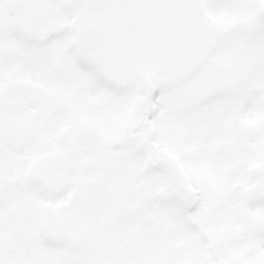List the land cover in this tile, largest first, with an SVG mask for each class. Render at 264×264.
<instances>
[{
  "label": "flooded vegetation",
  "instance_id": "flooded-vegetation-1",
  "mask_svg": "<svg viewBox=\"0 0 264 264\" xmlns=\"http://www.w3.org/2000/svg\"><path fill=\"white\" fill-rule=\"evenodd\" d=\"M39 1L37 0L38 7L43 5ZM152 1L154 4H151ZM86 2L87 0H83L82 5H76L74 18L78 22L76 41H72L75 37L74 31L68 29L66 44L69 48L61 45L58 50L62 51L61 53L54 47L51 49L49 44L54 37H64L62 31L30 42L21 30L15 29L13 35L17 40L10 44L5 42L9 45L7 49H13L14 52L9 54V51L0 60L14 55L22 64L35 61L38 66L32 73L23 72V66L12 72V77L21 76V79L15 82L19 91L15 87L12 89L18 94L22 89L21 100L14 101L8 97V91L13 86L12 82L7 81L0 85V158L5 156L10 162L7 165L5 161H0V174H5L1 177L2 187L29 188L35 192L41 186L44 191L54 193L55 189L50 179L38 173L41 162L44 164L43 170L50 173V169L55 167L57 161L66 160L68 171H74V175L79 177L78 180L85 184L89 183L88 172H91L90 176H95V180L91 183H94L96 188L86 190L84 196L69 197L61 204L47 207L46 210L39 208L37 215L41 222L45 221L47 215L58 219L53 223L56 229L52 232L46 229L42 240L54 248L67 247L70 251L80 252L82 260H76L77 264H112L111 261L115 257L118 258L115 250L121 239L126 236L132 237L135 228L144 229L148 235L147 227L151 222H154L165 239L167 234L174 232L176 236H181V240H185L189 238V233L187 234L186 230L184 232V229L193 230L194 237L204 242L202 250L207 264H217L215 257L219 247L228 251L229 264H244L242 257L255 255L258 258L253 264L264 263L262 260L264 230H261L264 227V16L261 14V9L258 16L255 11L245 17L242 16V11L239 12L240 18L234 20L227 31L228 34L222 36L219 28L216 30L217 34L212 33L218 25L216 22L212 23L210 19L200 20L196 14L190 13V8L182 0L175 2L173 0H163V2L162 0H109L107 7L100 12L88 11ZM26 3L31 2L26 1ZM261 3L262 8L264 1L259 4ZM168 4L175 5V8L170 11L165 10ZM196 5L205 15L204 4L197 0ZM9 6L15 11L19 7L16 3H11ZM104 11H111L119 20H123L127 37L135 43L142 42V31L149 28L161 49H158L156 54L159 52L175 54L182 42L193 41L200 44L203 55L210 62L208 67L203 66V63L200 65L195 63L192 67L186 65L175 68L183 70L186 76L170 84L174 92L173 96L177 99L174 108L176 114L173 116L178 117V125L180 124L179 127L172 128L171 132L176 134V142H181L182 148L186 146L184 140L188 138H193L194 141L196 138L199 141L204 139L205 152L192 153L191 156L194 161H200L203 167L214 169L217 175L209 172L197 174L200 184L195 185L179 156L176 157L177 155L164 147V143L168 142L169 130L165 120L169 115L161 116L159 119L161 125L157 127H153L151 119L156 116L157 98L163 91L167 92V89L145 78L144 103L137 108L134 95H131L130 99L119 98L121 94L112 86L110 79L103 76L108 85L98 79L96 77L98 70L93 67L92 74L97 83L87 84L90 87L100 86L105 92L104 101L86 103L88 119L85 122L92 126L104 125L103 128L101 130L94 128L99 132L97 133L86 126L76 124V128L70 130L72 133L69 135L68 147L56 152L48 150L49 140L54 139L53 128L50 127L59 124L57 116H55L57 119L53 121L51 119V105L60 106L56 100L59 93L54 89L55 82L59 79L55 67L59 64L65 65L63 59L64 55L67 59L65 53L68 50L69 58H72L79 68L89 70L90 67L80 63L76 56L78 55L75 51L76 47L80 52H91L82 49L78 34L89 25L103 28L99 23L82 19L86 15H95ZM175 11V18L173 16L168 18L169 15L166 14ZM41 15L43 13H36L38 18L36 24L47 20V17ZM26 17L28 18V14ZM14 18L17 20V16ZM131 18L137 22L134 30L129 27ZM143 23H145L144 27ZM223 38L225 41H222ZM103 41L104 37L101 36V43L94 50H97ZM174 42L176 45L172 48ZM204 42H207V45ZM26 43L34 45L31 51L24 50ZM240 43H254L258 46L261 56L260 60L257 56L256 60L254 59L255 67L245 61L241 55H234L232 48ZM117 48L118 46L114 49L115 53L123 59V54ZM238 63H244L245 66H216ZM200 70L208 77L207 82H203L202 86L197 82L201 80L197 76ZM40 71L45 72L46 76V80L41 85L35 83ZM76 72L79 73V79L83 80L80 71L76 69ZM34 75L36 76L32 79ZM192 77L195 84L188 82ZM2 81L0 77V83ZM112 102L115 103V109L112 112L108 111L103 120V105L108 107L105 104ZM31 103L36 105V109L22 114V110L28 109ZM10 109L12 112L9 114ZM164 110L166 114L168 109L164 108ZM14 112H20L22 115L13 114ZM119 119L123 121L122 124L119 123ZM194 122L197 123V127ZM192 123V127H187ZM77 126L82 128L79 129ZM157 136L160 137V143L154 142ZM98 149L101 151L99 157L93 160L87 157L90 152L96 155L95 150ZM117 151L121 152L117 154ZM76 154L79 155L75 156ZM82 155L85 158H82ZM180 156L184 157V153L181 152ZM78 161L88 168L80 172L78 166L74 165L79 163ZM228 195L235 202L232 209L239 215L240 224L249 226L245 229L249 236L239 241L251 240L254 237H259L261 241L251 248H247L248 245L244 244L239 249V253L231 252V247L236 248L232 245L236 240L229 242L226 239L223 244L217 243L219 237L222 234L225 236L230 230L231 224L230 220H224L223 212L218 211V213L217 208L213 207L215 204L220 206L226 202ZM208 201L211 205L206 209ZM158 203L161 210L155 209V204ZM253 208L259 211L252 210ZM151 210L159 211L153 221H149L145 216ZM171 211H174L177 220L174 227L169 223ZM206 211L210 213L209 216ZM214 212L218 215L214 216ZM140 215L142 216L139 217ZM213 217L219 221V225L214 227L211 219ZM75 218L80 226L78 229L73 226ZM137 218L143 219L144 222L128 226L135 219L138 220ZM169 227H171L170 231H168ZM221 229L224 231H219L220 236L213 233L214 230ZM78 230L79 232H76ZM259 230L261 232H258ZM77 234L80 240L78 244L74 238ZM186 234L187 237L184 236ZM230 235L231 231H228L227 237ZM107 241L116 244H111V251L106 249ZM256 245H259V248H252ZM168 249L169 245L165 241L156 250L159 254H165L164 264H172L176 259L191 260L190 264L196 261L195 253L190 259L184 258L179 253L172 258ZM149 250L150 247L139 248L138 251L145 253ZM126 253L127 259L129 254ZM135 253L137 257L138 253L136 251ZM238 255L241 257L238 258Z\"/></svg>",
  "mask_w": 264,
  "mask_h": 264
},
{
  "label": "rangeland",
  "instance_id": "rangeland-1",
  "mask_svg": "<svg viewBox=\"0 0 264 264\" xmlns=\"http://www.w3.org/2000/svg\"><path fill=\"white\" fill-rule=\"evenodd\" d=\"M26 1H30L31 3L27 4ZM173 1L175 2L176 0ZM182 1L188 8H190V13L192 12L193 14H196L200 20L210 19L212 23L216 22L218 24L215 26L212 33L217 34L216 30L219 28L221 35L226 36L228 34L227 31L234 20L240 18V16H238L239 12L242 11V16L245 17L250 16L251 12L253 13L255 11L256 16H258L262 5V3H259L264 0H200L205 6V15L202 14L201 9H198L196 5L197 0ZM39 2L43 5L38 7L37 0H0V59L6 56L9 51V54L14 52L13 49H7L9 45H6L5 42L10 44L12 41L15 42L17 40L13 35L15 29L21 30L30 42L55 32L57 33L62 31L65 36L62 38L54 37L51 44H49L51 49L54 47V49L60 53L62 51L58 50L61 45L65 46V48L67 47L68 29L71 28L74 31L75 37L72 38V41H76L78 22L74 20L76 16L75 10L77 9L74 0H40ZM11 3L18 4L19 7L16 11L10 9L9 5ZM25 4H27V7ZM174 8L175 5L168 4V6L165 7V10L170 11ZM36 13H43L41 17H47V20L36 24L38 19L36 18ZM27 14L28 18L26 17ZM14 16H17V20ZM84 19L102 25L104 41L103 44L97 48V50L89 53L80 52L77 47L75 48L78 55L76 53L75 54L78 57L79 62L87 67H90L89 70H85V68L82 67L79 68L77 63L75 64L72 58H69L68 50L65 53L68 56L67 59L65 55L63 59L65 65L59 64V66L55 67L58 71L57 74L59 79L58 82H55L54 89L56 93H59L56 96V100L60 106L51 105V119L53 121L56 118L55 116H57L59 118V124L57 126L53 125V127H50L53 128L52 138L54 139L49 140L50 147L48 150H54L56 152L62 151L68 147L70 144L69 135L72 133L70 130L76 128V124L86 126L94 132H97L95 129L101 130V128H103L104 125L101 126L97 124L96 126H92L91 124L85 122L88 119L86 116L88 109L86 103L94 104L104 101L103 94L105 92L101 90L102 88L100 86H93V88L87 84L97 83L94 78V74H92L94 72L92 69L93 67L98 70L96 75L98 79L104 81L105 83L107 82L103 79V76L110 79L112 86L116 87L121 94L119 95V98L130 99L131 95H134L135 105L137 108H140L144 103L143 80L145 78H149L155 85L160 86L163 89H167V92L163 91L157 98L155 106L156 116L151 119L153 127H157L161 125L159 120L160 117L163 115H169L165 120L169 132L167 134L168 142L164 143V147L169 152L177 155L176 157L179 156L182 164L191 174L195 185L200 184V181L196 177L197 174L209 172L217 175V172L214 169L210 167H203L200 161L197 159V161H194L191 156L192 153L201 154L205 152L204 139L199 141L196 138L194 141L193 138H188L187 140H184L186 146L182 148L181 142H176V134L171 132L172 128L179 127L180 124L178 125V117L173 116L176 114L174 108L177 105V99L173 96L174 92L171 90L170 84L178 82L182 77L184 78L186 76L183 70L175 68L180 66L186 67V65L192 67L195 63L199 65L203 63V66L208 67L210 62H208L203 55V49L200 44L193 41L182 42L181 47H178L179 49L176 50L177 53L175 54H170V52H159L156 54L157 50L160 48L154 38V34L150 32L149 28H145L142 31V42L135 43V41H130L127 37L128 33L127 30L124 29L123 20H119V18H117L115 14H112L111 11H104L95 15H86V17L84 16L82 20ZM144 25L145 23H143V27ZM222 41H225V38H223ZM52 44L55 46H52ZM11 45L15 46V44ZM175 45L176 43L174 42L172 44V48L175 47ZM33 46L34 45L32 43H26L24 50L31 51ZM116 46H118L117 49L119 52L123 54V59L119 58V56L115 53L114 49ZM68 48L69 46L67 49ZM232 50L234 55H241L245 61L250 62L254 65V67L256 56L260 60L261 52H259L258 46L254 43H240L234 46ZM63 51H65V49H63ZM19 66H23V72L32 73L37 68L38 64H36L35 61H31L26 65L22 64L14 55H9L6 59L0 60V77L1 80H3L0 85H3L7 81L12 82L11 85L13 86H11L8 91V97H11L14 101L21 100L23 97L22 89H20L19 94L18 92L12 91L13 87L18 90L15 82L21 79V76L19 77V75H16L12 77L11 74L14 70H18ZM216 66L243 67L245 64H217ZM76 69L80 71L83 80L79 79V73L76 72ZM198 72L199 74L197 76L200 77L201 80L197 82H200L199 86H202L203 82H207L208 77L203 75L204 71L200 70ZM44 73L45 72H39V75L35 80L36 84L41 85V83L46 80ZM35 76L36 75H34L32 79H34ZM188 82H194L195 84L193 77L190 78ZM194 84L191 86L192 88L194 87ZM55 94L53 95V98L55 97ZM114 104L115 103L113 102L112 104H105L108 105V107L103 105V120H105V115L108 111L112 112L115 109ZM35 106L36 105L31 103L28 109L22 110L21 113L32 112L36 109ZM164 108L168 109L166 114ZM11 112L12 110L10 109L8 113L10 114ZM21 113L14 112L13 114L22 115ZM122 122L123 121L119 119V123L122 124ZM194 123L195 127H197V123ZM192 126L193 123L189 124L187 127ZM77 128L81 129L82 127L77 126ZM160 141V137L158 136L154 140L156 143H160ZM108 149L110 150V148ZM95 151L96 155L91 154L90 152L87 157L93 160L95 157H99L101 155V151L99 149ZM120 152L121 151H117V154ZM181 152L184 153V157L180 156ZM78 155L79 154H76L75 156ZM82 158L85 157L82 155ZM0 161H5L7 165L10 163L5 156L0 158ZM65 162L67 161H57L55 167L50 169V173L43 170L44 164L42 162L40 163L41 169L38 173L42 174L44 178L50 179V182L55 189L54 193L44 191L41 186L38 187L35 192L29 190L28 187V189L14 186L2 187L1 184L3 183L1 182V177L5 174H0V264H77L76 260H82L81 255L79 254L80 252L78 251H70L67 247L54 248L47 245L42 240L44 231L48 229L49 232H52L53 229H56L54 228L53 223L57 222L58 219L54 218L52 215H47L45 217V221L41 222L40 218L37 216L38 211L40 210L39 208L46 210L47 207L61 204L62 202L68 200L69 197H76L80 195L84 196L86 190L96 188L95 184L91 183L95 180V176L92 177L89 175L91 172H88L89 178L87 176L89 183L85 184L78 180L79 177L74 175V171H68V164ZM89 163H92V161H89ZM74 165L78 166L80 172H83L86 168H88V166L82 165L81 162L77 164L75 163ZM215 185L218 186V184ZM225 200L226 202L222 205L219 206V204H215V207L213 208H217V212L220 211L221 213H224V217L222 215L224 220H230L231 226L228 231H231V235L227 237V231L225 236L224 234L220 236L218 234L219 231L222 232L224 230H214L213 233L220 236L217 243L223 244L226 239L229 242L236 240L232 243V245L236 247H231L232 253H239V249L244 244L248 245L247 248H251L254 244H260L261 241L258 239L259 237H254L251 240L246 239L239 241V239L249 236L245 230L249 226L240 224L239 215L233 212L232 207L235 203L234 200L231 199L229 195ZM208 203L209 201L207 202L206 209H208L211 205V203ZM159 206V203L155 204V209L161 210V207ZM252 210L259 211V209L255 208ZM206 212L209 216L210 213L208 211ZM158 213L159 211L151 210L148 211L145 216L149 219V221H153L157 218ZM170 213L169 223L171 224V227H174L176 226L177 220L175 218L174 211H171ZM218 213L216 214V212H214V216L218 215ZM7 215L8 218H6ZM150 215H154V217H150ZM141 216L142 215L139 217ZM215 218L216 217L211 218L214 222L213 227L215 225H219V221ZM137 219L138 220L135 219L133 223H129L128 226H134L137 223L144 222L143 219ZM203 220H206V218ZM224 220H222V223ZM73 226H75V229L80 228L76 218ZM171 227L168 228V231L171 230ZM147 228L148 235L144 229L138 230L135 228L132 231L133 236H126L122 238L121 243L118 245L111 243V241H107V251H111V244H114L116 245L115 254L118 255V258L115 257L111 263L164 264L165 260H163V258L165 257V254H159L156 250L159 245L166 241L169 245L168 250L172 258L179 253L184 258L190 259L195 253L196 261H192V264H207L204 261L202 250L204 242L198 240L197 237H194L195 234H193V230L189 228L184 229V232L186 230L187 234L189 233V238L186 234L184 236L187 238L185 240H181V236H176L174 232H172L173 234H167V239H165L164 235L159 233L157 230L154 222L148 224ZM261 230H264V227ZM261 230L258 232H261ZM76 232H79V230ZM78 237V234L74 236L76 244L80 242ZM122 247L125 249L128 248L126 249L127 253ZM148 247H150L149 252L145 251V253H142L138 251L139 248ZM252 248H259V245ZM135 251L138 253L137 257L135 256ZM217 251L218 253L215 257L216 263L229 264L230 261L228 251L223 250V247H219ZM125 253L129 254L127 259L125 258ZM171 257H169V259ZM240 257L241 256L238 255V258ZM242 258V263L253 264L256 263L258 257L255 255ZM170 260L172 261V259ZM262 260L264 262V259ZM190 263L191 260L176 259L175 261H172V264ZM260 264L264 263L261 262Z\"/></svg>",
  "mask_w": 264,
  "mask_h": 264
},
{
  "label": "water",
  "instance_id": "water-1",
  "mask_svg": "<svg viewBox=\"0 0 264 264\" xmlns=\"http://www.w3.org/2000/svg\"><path fill=\"white\" fill-rule=\"evenodd\" d=\"M77 4L81 5L83 0H76ZM109 0H88L86 8L90 11H100L104 9ZM264 15V7L262 10ZM137 22L131 18L129 22V27L131 29H136ZM102 32L100 28L96 25L86 26L79 34L80 45L85 50H91L98 46L101 42ZM207 45V42H204Z\"/></svg>",
  "mask_w": 264,
  "mask_h": 264
},
{
  "label": "trees",
  "instance_id": "trees-1",
  "mask_svg": "<svg viewBox=\"0 0 264 264\" xmlns=\"http://www.w3.org/2000/svg\"><path fill=\"white\" fill-rule=\"evenodd\" d=\"M162 2H163V0H162ZM151 4H154V1H152ZM174 18H175V16H174Z\"/></svg>",
  "mask_w": 264,
  "mask_h": 264
}]
</instances>
